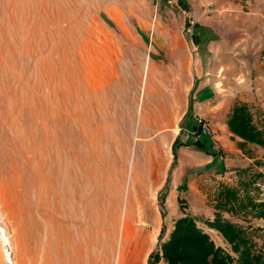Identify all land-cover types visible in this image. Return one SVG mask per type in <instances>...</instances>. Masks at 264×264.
Listing matches in <instances>:
<instances>
[{
    "label": "rangeland",
    "instance_id": "obj_1",
    "mask_svg": "<svg viewBox=\"0 0 264 264\" xmlns=\"http://www.w3.org/2000/svg\"><path fill=\"white\" fill-rule=\"evenodd\" d=\"M182 2L0 0V233L3 232L0 264H147L150 253L169 239L174 222L184 216L191 217L234 264L238 263L237 253L209 226L217 215L223 220L237 222L231 223L244 232L252 244V253L264 252V234L261 233L264 222L258 221L264 219L255 217L249 206L250 202L264 204V152L259 159H253L250 153H246L247 158L242 156L236 161L229 157L226 172L194 182L195 187L189 194L185 193V182L181 180L182 184L176 189L180 195L167 193L165 217H161L158 192L169 172L170 185L173 179L182 178L186 171L183 164L187 165L192 158L190 153L177 150L176 163L171 168V145L180 130V142H185L187 136H196L199 115H183L195 100L193 86L206 84L216 90L215 99L224 102L230 99L228 105L236 104L238 95L234 90L252 79L250 73L254 76L259 70L264 71V52L260 55L255 47L259 37L264 38V0ZM196 27H200L198 34L203 47L196 46L190 39V32L195 35ZM180 61L185 63L186 80L176 96L172 115L160 121L157 127L148 128L143 118L153 112L149 105H153L156 91L167 92ZM244 74L247 80H243ZM224 88H228L230 94H226ZM254 114L259 123L264 122L261 108ZM203 116L212 124L211 112ZM104 125L110 130L105 127L102 130ZM59 136L67 139L60 157L54 162L60 181L51 182V185L61 191L59 194L63 197L79 192L75 219L82 224L85 222L83 231L76 228L77 225H70L71 239L65 237L62 230L65 214L54 210L47 220L43 238V222L37 212L35 187L31 181L36 167L34 152H38L43 162L42 153ZM157 154L159 157H155ZM154 160L157 164H153ZM89 169L100 179L92 175V182L91 176L86 175ZM188 170L187 174L191 175L193 172ZM100 180L107 182L101 185ZM42 182L41 170L38 190L42 189ZM81 187L83 191L80 192ZM224 188L233 190L236 200L223 206L219 193ZM84 190L93 198L86 197ZM194 196L195 200L191 199L194 203L189 206L186 199ZM89 200L95 205L93 208ZM71 202L68 200L64 207ZM91 209V214L100 212L98 217L95 214L97 222L92 221L99 228L88 232L85 216ZM190 211L196 214L190 216ZM128 214L135 225L140 223L137 221L139 215H143L142 221L147 223L150 220L158 222L154 232L147 230L150 235L142 241L143 249L140 241L121 240L123 221ZM34 223L41 228L34 227ZM2 236L7 238L6 246ZM103 238L104 241L100 240ZM101 241L105 242L103 246ZM157 264L166 263L160 259Z\"/></svg>",
    "mask_w": 264,
    "mask_h": 264
},
{
    "label": "trees",
    "instance_id": "obj_2",
    "mask_svg": "<svg viewBox=\"0 0 264 264\" xmlns=\"http://www.w3.org/2000/svg\"><path fill=\"white\" fill-rule=\"evenodd\" d=\"M178 2L179 4L183 3L182 0H178ZM199 29L200 27H196V34L194 35L192 32L190 39L196 46L203 47V42L198 34ZM208 40H210V38H208ZM186 114H188V111ZM226 124L229 131L243 141L264 146V133L254 126L252 116L245 105H235L231 110ZM192 128L195 129V126ZM181 131L182 129L171 145L173 155L171 168H173L176 163L177 150L178 147L181 146L191 147L195 150L206 149L207 152L212 153L214 159L219 158L218 152H211V150L207 148L204 139H207L208 136L196 134V140L187 139L185 142H180ZM214 164L213 162V165ZM169 176L164 186L158 192L157 197L162 218L165 217V197L169 190ZM182 188L184 189V187ZM219 197L223 201V206L236 200L235 192L228 188L222 189L219 193ZM249 206L253 209L252 212L255 217L264 219L263 203L254 204L250 202ZM209 226L217 230L231 245L233 252L237 253L238 263L235 264H264V252L258 254L252 253V244L237 225L223 220L217 215L214 220L209 223ZM160 259H163L166 264H234L229 256L225 255L219 248L214 246L208 235L203 233L196 226L195 221L189 216L178 218L174 222V227L170 233L169 239L163 242L158 250L155 249L150 253L147 264H157Z\"/></svg>",
    "mask_w": 264,
    "mask_h": 264
},
{
    "label": "crops",
    "instance_id": "obj_3",
    "mask_svg": "<svg viewBox=\"0 0 264 264\" xmlns=\"http://www.w3.org/2000/svg\"><path fill=\"white\" fill-rule=\"evenodd\" d=\"M255 47L259 51V54L261 55L264 52V38L260 36ZM262 63L263 62H260V65H262ZM177 69H182L183 71V77L178 83L179 87L174 92L170 90L172 88L171 87L172 83L175 81V79H177V75H176V77L172 79L173 81L172 80L169 81L170 84L166 88L167 92L163 94L160 91H156L157 93L155 95H157V97H155V100L159 98L158 95L159 92L163 95H168V97L170 98L172 97L173 94H175V100H176V96L179 94L180 88L183 87L184 81L186 80V68L184 61H180V64L178 65ZM249 75L252 76V79H250V81H247V84H245L242 88L237 87V89L234 90L235 95H238L237 97L238 102L236 104L228 105L229 104L228 100L230 99L226 100L225 102L223 100L218 101V99H215L216 90H214V88L212 87H208L206 84L196 87L193 86L195 100L193 102H190V105L187 106V110L183 113V115L186 114L187 111L188 114L192 116H195L196 114L205 115L208 114L209 112L212 113L214 120L212 121L211 127L215 135L208 137L207 139L205 138L204 140L207 148H209L211 152L219 153V158L214 159L212 153L207 152L206 149L195 150L191 147L181 146L178 149V151L186 154L190 153L192 158L187 165L183 164V168H185L184 170L186 171L183 172L182 178L177 177V179H173V183H171V185L170 183H168L169 186L168 193L171 192L172 195L176 192L177 195H180V193L176 189H179L180 185L182 184L181 180H184L185 188H186L185 193L189 194L190 191L195 187L193 184L194 182L202 178L206 179L207 177L213 176V174L215 176L217 174H222L226 172L228 167L227 162L229 157H234L236 161L238 159H241L242 156H244V158H247L246 153H250L251 154L250 157H252L253 159L260 158V155L264 152V146H259L253 143H248L243 141L239 137L233 135L229 131L226 124L232 108L237 104H243L248 108L252 116V122L254 126L258 130H261L264 133L263 131L264 128H262V124L264 122L261 121L259 123V118H257V115L254 114V112L257 109L260 110V108L264 111V71L259 70L254 76L252 75V73H250ZM240 77L241 76H239L238 79H240ZM247 79L248 77L244 74L243 80H247ZM224 89L226 94H230L228 88H224ZM220 94L223 95L224 93L222 92ZM151 95H154V93H151ZM155 100H153V102ZM150 106L151 105H149V107ZM186 139L194 141L196 140V137L194 138L187 136ZM192 159L193 162H191ZM195 160H197V162H194ZM213 162L215 163L214 165ZM187 170L188 172L190 171L193 173H191V175H188ZM191 199L195 200V196L193 198H190V200L188 198L186 199L189 206H191V204L194 203V200ZM193 208L195 209V207ZM189 214L190 216L191 215L194 216V214L196 213L190 211ZM258 221L264 222L263 220H258ZM233 223H237V222H233ZM261 233L264 234V232L262 231Z\"/></svg>",
    "mask_w": 264,
    "mask_h": 264
},
{
    "label": "bare ground",
    "instance_id": "obj_4",
    "mask_svg": "<svg viewBox=\"0 0 264 264\" xmlns=\"http://www.w3.org/2000/svg\"><path fill=\"white\" fill-rule=\"evenodd\" d=\"M120 57V56H119ZM119 68V67H118ZM121 68V67H120ZM124 69V68H123ZM125 70V69H124ZM121 71V70H120ZM124 72V71H123ZM176 75H177V79H175V81L172 83V85H171V89L170 90H172L173 92L179 87V81L181 80V78L183 77V71H182V69H177L176 70ZM125 73V72H124ZM123 74V73H122ZM121 74V75H122ZM122 78H124L123 76H122ZM116 79V78H115ZM118 79V78H117ZM114 83H115V81H114ZM112 84V83H111ZM116 84V83H115ZM115 84H112V85H114V88L116 87V85ZM117 84H118V82H117ZM109 86V85H108ZM103 88V87H102ZM107 88H109V87H107ZM113 88V87H112ZM117 88V87H116ZM102 90H105V89H102ZM116 90V89H115ZM117 91V90H116ZM111 92V91H110ZM114 92V91H113ZM118 92V91H117ZM101 93V92H100ZM99 93V94H100ZM109 93V92H108ZM107 93V94H108ZM115 93V92H114ZM119 93V92H118ZM62 94V93H61ZM122 94V93H121ZM103 95H106V94H103L102 93V96ZM108 95H110V97H112L111 96V93L110 94H108ZM107 95V96H108ZM159 98L157 99V100H155L154 102H153V104L154 105H152V106H150V109H152L153 110V112L152 113H148V114H146V116L143 118V123L144 124H146V126H148V128L150 127V128H154V126H158V124L160 123V121H162V120H164V119H166V117H168L169 115H172V110H173V106H174V101H175V94H173L172 95V97L170 98V97H168V95H163V94H161L160 92H159ZM52 98V97H51ZM98 98H100V96L98 97ZM105 99L107 98L106 96L104 97ZM109 98V97H108ZM123 98V97H122ZM101 99V98H100ZM106 101H107V99H106ZM106 103V102H105ZM99 105V104H98ZM102 105H103V103H102ZM110 105V104H109ZM112 105V104H111ZM119 105V104H118ZM50 107V106H49ZM49 107H47L48 109H49ZM57 107H60V106H57ZM84 107V106H83ZM105 107V106H104ZM109 107V106H108ZM52 108V107H51ZM53 109V108H52ZM60 109V108H59ZM119 109V108H118ZM155 109H157V112H155ZM112 110H113V108H112ZM49 111V110H48ZM50 112H52L51 110H50ZM61 112V111H60ZM59 112V113H60ZM107 112V111H106ZM111 112H113V111H111ZM111 112H110V114H111ZM115 112V111H114ZM63 113V112H62ZM90 113V112H89ZM97 113V112H96ZM103 113V112H102ZM49 114V113H48ZM51 114V113H50ZM90 114H93V113H90ZM98 114H100L99 112H98ZM55 115V114H54ZM54 115H52V116H54ZM56 115H57V113H56ZM105 115V114H104ZM52 116H46V117H51L52 118ZM99 116V115H98ZM101 116V115H100ZM107 116H109L108 114H107ZM114 117V116H113ZM172 118V117H171ZM170 118V119H171ZM54 119V118H53ZM80 119H82V118H80ZM93 119V118H92ZM98 119H99V117H98ZM103 119V118H102ZM173 119V118H172ZM101 120V119H100ZM52 121V120H51ZM81 121V120H80ZM91 121V120H90ZM89 121V122H90ZM104 121V120H103ZM172 121V120H171ZM113 122V121H112ZM105 123V122H104ZM104 123H102V124H104ZM107 123V122H106ZM105 123V124H106ZM101 123H100V125H102ZM110 124H112V123H110ZM83 125V124H82ZM107 126H108V124H106ZM106 125H104V126H101L102 127V130H103V128L105 127L106 128ZM55 126V125H54ZM111 127V126H110ZM52 128H54V127H52ZM87 129V128H86ZM107 129V128H106ZM108 129L110 130V128L108 127ZM107 129V130H108ZM44 130V129H43ZM83 129L81 128V131H82ZM107 130L105 131L106 133H108L107 132ZM89 131V130H88ZM92 131V130H91ZM45 132V131H44ZM121 132V131H120ZM61 133V132H60ZM62 133H64V132H62ZM93 133V132H92ZM102 133H103V131H102ZM46 134V133H45ZM83 134V133H82ZM109 134H111V132L109 133ZM84 135V134H83ZM94 135H96V133L94 134ZM103 135H105V134H103ZM111 136V135H110ZM75 137H78L77 135L75 136ZM85 137V136H84ZM96 137V136H95ZM66 139H67V137H65ZM65 138H64V140H65ZM72 138V137H71ZM74 139V138H73ZM72 139V140H73ZM108 139H109V135H108ZM64 140H63V138H62V136H59V138H56L52 143H51V145H50V147L48 148V149H46L43 153H42V158H43V162H41L40 160H39V156L37 155L38 154V152L37 151H33L34 152V155H33V158H34V160H35V169H34V171H33V174H32V179H31V181H32V186H34L35 187V195H34V200H35V204H36V206H37V212H38V215H39V218H40V220H42V222H43V238H44V234H45V226H46V223H47V220L49 219V215L52 213V210H54L55 212H57V213H61V214H65V216H66V219L64 220V223H63V234L65 235V237H67V238H69V239H71V229H70V225L71 224H74V225H77V227L76 228H78V227H80V229H82V231L83 230H85V228H83L84 226H83V224L85 223H83L82 224V222H80V220H77V219H75V218H77V212H75V209H76V202L80 199V197H79V192L78 191H75L74 192V194L71 196V195H69V197L67 198V196H61V194H59V193H61V191L59 192V190L56 188V189H53V186L51 185V182L52 183H54L55 181H60L59 180V177H58V173H57V169H56V167L54 166L56 163H54L55 162V159H56V157L58 156V157H60V155H61V153H62V151H63V149H64ZM110 140V139H109ZM75 141V140H74ZM86 141V140H85ZM87 141H88V139H87ZM108 141V140H107ZM68 142V141H67ZM72 142V141H71ZM38 143H40L39 141H38ZM95 143H96V141H95ZM94 143V144H95ZM159 143V142H158ZM72 144H73V142H72ZM160 145V144H159ZM56 146V147H55ZM68 146V145H67ZM103 146V145H102ZM69 147V146H68ZM72 148H73V146H71ZM82 147H85V146H82ZM97 147V146H96ZM100 147V146H99ZM160 147V146H159ZM92 148V147H91ZM91 148H90V150H91ZM71 149V148H70ZM93 149V148H92ZM95 149V148H94ZM104 149V148H103ZM148 149H151L149 146H148ZM160 149H161V147H160ZM82 150H85V149H82ZM88 150V149H87ZM89 150V151H90ZM99 150V149H98ZM106 150V149H105ZM151 150H153V147H152V149ZM72 151V150H71ZM149 151V150H148ZM147 151V152H148ZM94 152V151H93ZM98 152V151H97ZM110 152V151H109ZM146 152V155H147V157H148V153ZM149 152H151V151H149ZM95 153V152H94ZM101 153V152H100ZM124 153V152H123ZM72 154V153H71ZM72 155H74V154H72ZM97 155V154H96ZM126 155V154H125ZM123 156H124V154H123ZM158 156V154L157 155H155V157H157ZM68 157L69 156H67V161L70 159H68ZM159 157V156H158ZM102 158V157H101ZM152 158V157H151ZM75 159V158H74ZM105 159V158H104ZM107 159V158H106ZM162 160V159H161ZM91 161V160H90ZM97 161H100V160H97ZM103 161V160H102ZM105 161V160H104ZM148 161H150L149 160V158H148ZM147 160H146V162H148ZM155 161V160H154ZM160 161V160H159ZM69 163H70V160L68 161ZM83 163H84V161H82ZM86 162H87V160H86ZM91 162H93V161H91ZM74 163V162H73ZM125 163V162H124ZM154 163H156V161L155 162H153V164ZM161 163V162H160ZM160 163H159V165H160ZM76 164V163H75ZM147 164H149V162L147 163ZM157 164V163H156ZM71 165V164H70ZM87 165H89V164H87ZM95 165V164H94ZM69 166V165H68ZM74 166H76V165H74ZM150 166V165H149ZM148 166V167H149ZM43 167V169H41ZM70 167V166H69ZM88 167V166H87ZM98 167V166H97ZM96 167V168H97ZM111 167V166H110ZM144 167V166H143ZM156 167H157V165H156ZM160 167V166H159ZM149 168H151V167H149ZM65 169V168H64ZM67 169V168H66ZM79 169V168H78ZM88 169V168H87ZM90 169H91V167H90ZM89 169V171H87L86 172V175H89V176H91V181L92 182H94L93 181V177H92V175H94V170H90ZM100 169V168H99ZM41 170H42V183H43V185H42V189L41 190H38L37 189V186L39 185V183H40V174H41ZM145 170H147V169H145ZM145 170H143V172L145 171ZM152 170V169H151ZM158 170H159V168H158ZM63 171H65V170H63ZM79 171H80V169H79ZM110 171V170H109ZM148 171V170H147ZM66 172V171H65ZM73 172V171H72ZM100 172V171H99ZM150 172V171H149ZM149 172H147V174L149 173ZM159 172V171H158ZM82 173V172H81ZM80 173V174H81ZM84 173V172H83ZM59 174H61V172H59ZM78 174V173H77ZM79 174V175H80ZM99 174V173H98ZM109 174V173H108ZM146 174V175H147ZM67 175H68V173H66V177H67ZM84 175V174H83ZM110 175V174H109ZM113 175V174H112ZM157 175H158V173H157ZM156 175V176H157ZM65 176V175H64ZM99 176V175H98ZM98 176H96V177H98ZM155 176V177H156ZM70 177V176H69ZM72 177H73V175H72ZM81 177V176H80ZM94 177H95V175H94ZM96 177L94 178V179H96ZM113 177V176H112ZM140 177V176H139ZM146 177H149V176H146ZM85 178V176H83V179ZM110 178V177H109ZM140 178H142V177H140ZM157 178V177H156ZM155 178V179H156ZM61 179V178H60ZM65 179V178H64ZM76 179V178H75ZM81 179V178H80ZM99 179H100V176H99ZM98 179V180H99ZM136 179V178H135ZM139 179V178H138ZM143 179V178H142ZM146 179V178H145ZM103 180V179H102ZM107 180V179H106ZM116 180V179H115ZM74 181H76V180H74ZM80 181H82V179L80 180ZM88 181V180H87ZM97 181V180H96ZM110 181V180H109ZM147 181H148V179H147ZM152 181V180H151ZM155 181H157V180H155ZM73 181H71V183H72ZM104 182H107V181H104ZM103 182V183H104ZM115 182V181H114ZM138 182V181H137ZM150 182V181H149ZM148 182V183H149ZM86 183V182H85ZM100 183H101V185L103 184L102 182H101V180H100ZM113 183V182H112ZM118 184H119V182H117ZM150 183H152V182H150ZM87 184V183H86ZM94 184H96V183H94ZM109 184H110V182H109ZM156 184V183H155ZM72 185H73V183H72ZM78 185H81V184H78ZM88 185V184H87ZM92 185H93V183H92ZM116 185V184H115ZM120 185V184H119ZM153 185V184H152ZM83 186H84V188H85V185L83 184ZM96 186V185H95ZM94 186V187H95ZM107 186H108V184H107ZM110 186V185H109ZM109 186H108V188H109ZM87 187V186H86ZM113 187H114V184H113ZM117 187V186H116ZM133 187V186H132ZM149 187H150V184H149ZM91 189H92V187H90ZM97 187H95V189H96ZM100 188V187H99ZM115 188V187H114ZM131 188V187H130ZM74 189H75V187H74ZM79 189H80V187H79ZM94 189V190H95ZM102 189V188H101ZM103 189H104V187H103ZM106 189V188H105ZM150 189V188H149ZM153 189V188H152ZM61 190V189H60ZM72 190V189H71ZM78 190V189H77ZM93 190V191H94ZM117 190V189H116ZM115 190V191H116ZM148 190V189H147ZM81 191H83V189H82V187H81V190H80V192ZM85 192H86V190H84ZM88 191V190H87ZM96 191V190H95ZM94 191V193H96V195H97V191L95 192ZM133 190H132V188H131V192H132ZM73 192V191H72ZM71 192V193H72ZM85 192H83V193H85ZM99 192H101L100 190H99ZM98 192V193H99ZM107 192V191H106ZM115 193V192H114ZM113 193V194H114ZM81 194V193H80ZM86 194V197L87 196H89V195H91V197H92V194H89L88 195V192H86L85 193ZM100 195L102 196L103 194H101L100 193ZM99 195V196H100ZM107 195H108V193L105 195L106 197H107ZM109 195H111L110 193H109ZM117 195V194H116ZM135 195V194H134ZM143 195V194H142ZM82 196V195H81ZM149 196V195H148ZM114 197V196H113ZM116 197V196H115ZM132 197V196H131ZM93 198V197H92ZM97 198V197H96ZM102 198V197H101ZM141 198V197H140ZM148 198V197H147ZM151 198V197H150ZM82 199H84L83 197L81 198V200ZM115 199H117V198H115ZM115 199L113 200L114 202H116L115 201ZM119 199V198H118ZM149 199V198H148ZM72 201L71 202V204L70 203H68L69 205L68 206H66V208L64 207L65 206V203L67 202V201ZM87 200V199H86ZM100 200V198L97 200V203H98V201ZM103 200V199H102ZM101 200V201H102ZM137 200V199H136ZM150 200V199H149ZM94 201H95V199H94ZM100 201V202H101ZM108 201H110V200H108ZM81 202V201H80ZM79 202V203H80ZM87 202V201H86ZM99 202V203H100ZM104 202H105V204H106V201H105V198H104ZM137 202H138V200H137ZM78 203V204H79ZM89 203H90V200H89ZM94 203V202H93ZM97 203H96V205H97ZM119 203V202H118ZM139 203V202H138ZM144 203V202H143ZM67 204V203H66ZM91 205H92V203H90ZM89 204V205H90ZM114 204H116V203H114ZM31 206H30V210H32V202H31V204H30ZM80 205V204H79ZM84 205L86 206V204L84 203ZM88 205V206H89ZM90 205V206H91ZM136 205H138V204H136ZM136 205H135V207H136ZM143 205V204H142ZM142 205H140V206H142ZM87 206V207H88ZM95 206V205H94ZM93 205H92V208L94 207ZM150 206H151V204H150ZM106 207V206H105ZM117 207H118V205H117ZM149 207V206H148ZM81 208H83V206L81 207ZM96 208H98V206L97 207H95V210H96ZM110 207H108V209H109ZM139 208V207H138ZM87 209V208H86ZM107 209V210H108ZM139 209H141V208H139ZM150 209H151V207H150ZM103 210L105 211V209H104V207H103ZM106 210V211H107ZM118 210V209H117ZM136 210V209H135ZM91 211H92V209L90 210V214H88L87 216H85L86 217V223H87V231L88 232H91V231H95V229L98 227V225H96L94 222V224L92 223V221L94 220L95 222H97V219H96V217H95V214H97V217H98V214L100 213H96V212H98V211H94L95 212V214H91ZM104 211H102V212H104ZM132 211H133V209H132ZM89 211H87V213H88ZM141 212V211H140ZM152 212H154V211H152ZM76 213V214H75ZM105 213V212H104ZM107 213H108V211H107ZM137 213H139V212H137ZM75 214V215H74ZM84 214V213H83ZM106 214V213H105ZM110 214V213H109ZM135 214V213H134ZM133 214V215H134ZM111 215V214H110ZM113 215V214H112ZM138 215V214H137ZM154 216V215H153ZM83 217H84V215H83ZM101 217H103L104 218V215H103V213H102V216ZM110 217V216H109ZM156 217V216H155ZM142 218H143V215H139V220H137V221H139L140 223L139 224H132V222H131V217H130V215L128 214V216L126 217V219H125V221H123V226H122V230H121V240H124V241H128L129 243H131L132 242V239H133V241L135 242H139L140 241V244H141V247H142V249H143V245H142V241H145L146 239H148L149 237L147 236V234L150 232V231H152V232H154L155 231V229H156V223H158V222H155V220H150V223H147V221H142ZM112 219V218H111ZM82 220H83V218H82ZM81 220V221H82ZM101 220H102V218H101ZM113 220V219H112ZM119 220V219H118ZM104 221V220H103ZM101 222L102 224L105 222ZM132 221H133V218H132ZM136 221V222H137ZM41 222V223H42ZM109 223V222H108ZM102 224H100L101 226H103ZM119 225V224H118ZM121 225V224H120ZM135 225V226H134ZM41 225L40 224H37V223H34V227H36L37 229H39V228H41L40 227ZM99 228V227H98ZM118 228V227H117ZM112 229V228H111ZM52 230V229H51ZM78 230V229H77ZM147 230H149V232H147ZM81 231V230H80ZM111 232H112V230H111ZM1 233H3V232H1ZM1 233H0V237H1ZM115 233V232H114ZM120 233V232H119ZM151 233V232H150ZM90 234V233H89ZM146 234V235H145ZM4 235V234H3ZM105 235H107V234H105ZM148 235H150V234H148ZM141 236V237H140ZM152 237H153V235H151ZM3 237V236H2ZM91 237V236H90ZM102 237V236H101ZM106 237V236H105ZM112 237V236H111ZM4 238V237H3ZM107 238V237H106ZM115 238V237H114ZM100 240H103L104 241V238L103 239H100ZM107 240H109V239H107ZM150 240V239H149ZM9 241V240H8ZM93 241V240H92ZM114 241V240H113ZM112 241V242H113ZM102 242V241H101ZM111 242V243H112ZM3 243L5 244V246H6V244H7V238H4V240H3ZM105 243V242H104ZM103 242H102V245L101 246H103V244H104ZM110 243V244H111ZM101 244V243H100ZM121 244V243H120ZM62 245V244H61ZM106 245V244H105ZM113 245V244H112ZM111 245V246H112ZM123 245V244H122ZM97 246H99V245H97ZM100 246V247H101ZM110 246V245H109ZM108 246V247H109ZM120 246V245H119ZM126 246V244L124 245V247ZM138 246V245H137ZM84 247V246H83ZM123 247V246H122ZM140 247V248H141ZM96 248H98V247H96ZM104 248H106V246L104 247ZM100 250V249H99ZM101 250H104V249H102L101 248ZM6 253V252H5ZM102 253L100 252V255H101ZM122 254H124L123 252H122ZM98 255H99V253H98ZM6 257V260H9V254L8 253H6V255H5ZM44 257V239H43V254H42V258ZM102 258V257H101ZM122 259V258H121ZM44 260V259H43ZM99 260V259H98ZM99 261H102V260H99ZM44 262V261H43ZM45 264V263H44Z\"/></svg>",
    "mask_w": 264,
    "mask_h": 264
},
{
    "label": "built area",
    "instance_id": "obj_5",
    "mask_svg": "<svg viewBox=\"0 0 264 264\" xmlns=\"http://www.w3.org/2000/svg\"><path fill=\"white\" fill-rule=\"evenodd\" d=\"M192 35V31L190 32ZM203 136L211 137L213 136V130L211 127L210 121L203 115H199L196 117V133Z\"/></svg>",
    "mask_w": 264,
    "mask_h": 264
}]
</instances>
